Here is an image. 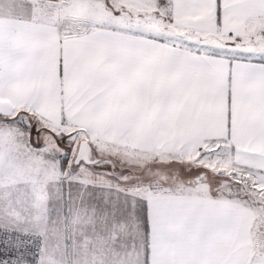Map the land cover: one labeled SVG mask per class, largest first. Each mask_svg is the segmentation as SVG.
<instances>
[{
	"label": "snow or ice",
	"instance_id": "1",
	"mask_svg": "<svg viewBox=\"0 0 264 264\" xmlns=\"http://www.w3.org/2000/svg\"><path fill=\"white\" fill-rule=\"evenodd\" d=\"M0 264H264V0H0Z\"/></svg>",
	"mask_w": 264,
	"mask_h": 264
}]
</instances>
